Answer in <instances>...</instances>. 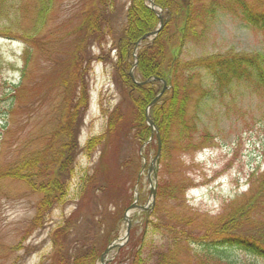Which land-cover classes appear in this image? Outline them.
<instances>
[{"label":"trees","instance_id":"obj_1","mask_svg":"<svg viewBox=\"0 0 264 264\" xmlns=\"http://www.w3.org/2000/svg\"><path fill=\"white\" fill-rule=\"evenodd\" d=\"M54 1L36 0L32 25L20 35L0 28V36L17 33L26 41L19 83L27 77V69L35 66L34 54L46 57L53 68L51 87L58 97L57 103L46 104L45 93L38 95L29 88L22 101L25 91L21 86L14 84V90L9 89L12 109L6 116L20 107L19 102L26 123L44 105L55 115L53 125L32 139L33 146L26 150L29 143L25 144L8 166L0 168V180L21 181L41 195L23 237L26 241L32 229L46 225L53 209L68 199L79 152L98 151V165L81 179L73 210L51 231L52 250L38 263L97 264L104 249L118 237L124 210L133 200V187L142 168L138 148L150 136L145 108L160 92L163 81L168 89L149 110L162 142L157 175L173 154L190 151L211 138L204 132L196 136L195 124L188 118L193 95H203L200 71L209 72L219 88L235 79L249 80L260 91L264 88V52L183 56L189 41L199 38L197 31L211 23L218 10L239 12L248 19L260 16L259 25L264 29V0H256L262 3L260 13L247 0H153L161 8L163 25L152 40H144L138 47L136 42L159 22L145 0H79L75 24L62 38L51 40L44 28ZM7 9L6 2L0 0V19ZM134 53L137 61L131 77ZM96 61L110 64L119 99L106 113L104 132L80 147L78 138L89 106L88 77ZM5 130H10L7 124ZM154 140L142 153L146 159L151 147L156 152ZM170 173L166 170L164 178L157 181L154 206L142 212L141 226L132 222L128 241L114 249L107 264H264V172L245 199L212 218L188 206L178 195L183 193L186 179L179 177L171 183ZM229 248L240 249L255 260L226 259ZM34 250L26 244L27 256ZM16 263L20 264L18 259L12 264Z\"/></svg>","mask_w":264,"mask_h":264},{"label":"rangeland","instance_id":"obj_2","mask_svg":"<svg viewBox=\"0 0 264 264\" xmlns=\"http://www.w3.org/2000/svg\"><path fill=\"white\" fill-rule=\"evenodd\" d=\"M8 6L6 15L0 19L3 32L26 31L32 25V10L36 0H4ZM256 11L261 12L262 3L247 0ZM79 0H55L52 11L47 17L44 34L51 40L62 38L65 30L76 22L75 10ZM260 16L246 18L239 12L218 10L215 19L206 27L198 30V39L189 41L183 56L193 58L207 54L240 55L264 52V29L259 25ZM201 33V35H200ZM14 33L0 36V168L8 166L24 145L33 146L32 139L38 133H43L50 124L54 123L51 107L45 106L37 111V115L28 123L26 114L20 107L8 116L10 112L8 92L14 90V84L21 86L25 92L21 100L26 99V92L45 93L46 104L58 101L52 89L54 75L51 64L46 57L34 54L35 66L27 69V77L19 83L26 58V41H22ZM11 36V37H6ZM97 49H93L96 51ZM114 58V51L111 52ZM45 64H43V63ZM47 65V69L45 68ZM49 71V72H48ZM89 107L84 117L79 134L80 147L93 136L102 134L105 130L107 112L119 99L115 84L111 76L110 64L96 61L88 77ZM198 83L202 91L193 95L188 107V118L195 124V135L203 132L210 135L207 143L192 148L190 151H180L172 155L170 162L161 167L160 159L153 167L152 182L164 178L166 170L171 183L179 177L186 179V185L181 195L189 207L210 218L225 214L237 202L245 199L254 188V181L264 172V88L254 89L249 80H232L226 87L219 88L213 76L207 71H200ZM13 88H12V87ZM10 89V90H9ZM10 95V94H9ZM16 104V103H15ZM14 104V105H15ZM26 104V102H25ZM11 113V112H10ZM14 119L13 123L11 122ZM8 125V133L5 125ZM194 136V140H200ZM155 140L153 141V143ZM145 145L138 148L142 168L139 179L133 189L137 196H133L137 205H144L149 199V185L147 169L155 155L154 147L148 151V158H144ZM99 152L90 154L80 151L77 155L74 174L69 181L68 199L60 206L57 205L48 215L46 225L32 229L24 241L27 228L35 215V205L41 195L32 192L27 185L16 180H0V264H12L18 259L20 264H38L40 260L51 252V231L63 223L65 217L73 210L72 202L77 194L81 179L98 165ZM155 169V170H154ZM163 171V172H162ZM167 175V174H166ZM129 204V205H130ZM128 205V206H129ZM126 210V209H125ZM124 210V212H125ZM124 214V213H123ZM134 224L141 226L143 216L141 211L130 213ZM124 221L118 227V237L125 232ZM142 230L140 227L139 231ZM22 244V247L21 246ZM26 244L35 247L27 256ZM21 248V249H19ZM110 251L108 256L112 255ZM229 260L249 262L254 257L237 248L226 251ZM17 264V263H16ZM97 264H100L98 262Z\"/></svg>","mask_w":264,"mask_h":264},{"label":"water","instance_id":"obj_3","mask_svg":"<svg viewBox=\"0 0 264 264\" xmlns=\"http://www.w3.org/2000/svg\"><path fill=\"white\" fill-rule=\"evenodd\" d=\"M148 1L150 3L149 7L151 9L155 10L156 5L153 3V1H151V0H148ZM158 17H159V26H158V28L156 30H154L153 32H150L148 34L143 35L141 37V39L136 42V45H138L141 41L145 40L146 38L151 39V38H153L154 36H156L158 34L159 30L162 27V18H161V15L158 14ZM148 81L149 80H147L146 82H148ZM165 89H166V84L164 83L163 88L160 91V93L154 98V100H152L148 104V106L145 109V119H146V122H147V124L150 127V129H151L152 132H155L156 131V128L154 126V123L148 117V110L159 99V97L162 95V93L164 92ZM157 137H158V135H157ZM159 152H160V141H159V137H158V150H157V154H156V156L154 157V159L152 160V162L150 164L149 171H148V175H150V173L152 171V167L155 164L156 159L158 158ZM149 182L151 183V180L150 179H149ZM154 197H155V189H154L153 186H151L150 187L149 202L146 205H144V206H138L135 203H133V204H131L129 206V208L127 209V211L125 213V217H124L125 218V221L127 222L126 232H125L124 236L121 239H118L119 243L110 244L105 249V251L103 252V254L101 256V260H100L101 264H106L107 263V255H108L109 250H111L112 247H114V246H121L127 240V238H128V232H129V227H130V220L128 219V214L130 213V211L132 209H134V208H138V209H141V210H146L149 206H151L153 204Z\"/></svg>","mask_w":264,"mask_h":264}]
</instances>
